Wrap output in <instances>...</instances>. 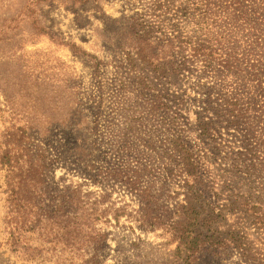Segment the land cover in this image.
Listing matches in <instances>:
<instances>
[{"label": "rangeland", "instance_id": "374dc122", "mask_svg": "<svg viewBox=\"0 0 264 264\" xmlns=\"http://www.w3.org/2000/svg\"><path fill=\"white\" fill-rule=\"evenodd\" d=\"M219 9L218 0H0V264H187L173 239L181 226L169 210L185 198L186 176L166 185L169 159L160 158V150L171 147L174 133L162 116L135 117L159 151L144 185L160 198V205L153 204L157 219L140 213L139 193L128 189L125 173H112L100 185L90 182L89 136L98 118L105 146L126 137L143 147V133L119 129L133 115L116 111L119 101L128 108L137 100L138 92L122 85L150 75L121 64L132 24L195 36L204 15ZM207 80L199 75L183 85L191 104L180 123L188 128L200 110L193 103L196 83ZM191 136L211 147L196 131ZM130 161L108 165L125 169ZM212 163L227 169L220 176L237 189L229 163L216 156ZM263 185L264 172L257 170L241 187ZM146 219L158 227L143 224ZM201 232L208 233L199 227L196 234ZM222 254V260L209 258L199 249L196 264H239L232 252Z\"/></svg>", "mask_w": 264, "mask_h": 264}, {"label": "trees", "instance_id": "16d2710c", "mask_svg": "<svg viewBox=\"0 0 264 264\" xmlns=\"http://www.w3.org/2000/svg\"><path fill=\"white\" fill-rule=\"evenodd\" d=\"M218 4L217 12L204 15V27L195 36L178 29L160 30L140 21L131 25L121 45V64L129 70L147 69L150 75L139 74L132 85H122L138 94L128 108L119 101L116 111L133 115L128 125L119 129L139 137L142 117L137 115L150 113L162 116L163 125L174 133L171 147L160 150V158L169 159L166 185L178 176H186L185 198L178 200L174 211L166 207L178 217L181 228L173 239L178 240L177 249L185 254L187 264H196L199 249L209 258L222 260L227 250L238 256L239 264H264V185L258 190L241 187L245 178H252L257 170L264 172V0H218ZM212 15L217 16L213 19ZM112 54L116 55L114 51ZM197 75L208 80L196 83L199 96L193 103L200 110L196 125L188 128L180 123L181 111H190L191 104L183 85ZM97 108L101 113L102 105ZM98 120L89 136L90 182L100 185L112 173H125L128 189L139 193L140 213L160 218L161 214L153 209L160 198L144 186L157 164L151 159L159 153L153 135L141 132L146 136L140 142L143 147L126 137L105 146L98 138L103 136ZM194 131L204 142L211 141V147L192 138ZM7 133H13L10 127ZM25 155L27 160L33 156L31 152ZM143 155L148 156L147 160ZM215 156L229 163L228 169L238 181L237 189L233 190L232 184L220 176L227 169L221 163H212ZM119 158L131 161L125 169L114 167L111 171L108 164L115 165L114 159ZM151 219L143 220V224L157 228ZM199 227L208 233L196 234Z\"/></svg>", "mask_w": 264, "mask_h": 264}]
</instances>
